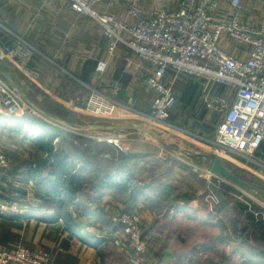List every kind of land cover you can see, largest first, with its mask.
I'll list each match as a JSON object with an SVG mask.
<instances>
[{
    "label": "crops",
    "instance_id": "crops-1",
    "mask_svg": "<svg viewBox=\"0 0 264 264\" xmlns=\"http://www.w3.org/2000/svg\"><path fill=\"white\" fill-rule=\"evenodd\" d=\"M179 1L141 0V5L147 12L159 5L175 8ZM221 1L226 12L223 16L228 18L231 12V0ZM241 4L245 21L253 25L264 24V0H241ZM98 8L117 18L127 19L130 23L137 20L128 14V3L108 6L104 2ZM14 34L22 36L38 49L31 61V66L40 71L39 85L30 82L12 64L1 58L0 69L8 68L31 99L49 116L61 122L43 115L50 121L39 124L35 116L25 114V111L11 117L4 112L0 99V150L18 157L8 171L0 169V202L11 200L18 202L21 207L19 213L0 211V250H13L21 246L32 250H46L51 253V264H177L180 256L174 248L172 236H166V238L162 236V233H160L161 236L155 234L153 230L156 225H159L162 230L161 224L165 220L176 222L185 218L191 222L207 223L216 228L220 236L216 238L218 242L223 243L225 238L228 239L227 236H230L231 240H227L225 248L230 249L232 246V255L240 257L242 264H264V243L256 240L260 245H253L251 237L256 236L259 231L253 229V225L245 217L232 219L229 222H238L242 229L247 227V230L243 229L245 232H240L241 230H235L214 210L195 213L191 211L192 205L189 202L195 198L192 194L197 190L185 187L178 189L179 195H173L171 204L166 205V210L162 213L165 220H155L150 206L159 202L162 192L167 194L171 189L178 188L179 181L176 179V174L172 173L176 170L175 167H170L172 172L158 180L157 177L148 178L150 156L144 150L138 152L131 149H120L122 151H119V148L111 145L114 148V155L106 151L100 154L97 146L103 145L101 143L105 142L101 140L103 137L120 138L125 141L128 135L133 137L135 135V140L147 142L150 136L139 130L121 128L127 122L125 120L112 119L110 122H104V119L93 116L85 118L84 109L91 97L92 88L135 108L147 111L156 97V93L149 90L146 85V78L151 70L149 63L133 55L124 46L111 52L100 25L71 10L69 0H0V48L8 40L11 41ZM223 39L224 47L228 51L238 56L248 57L247 46L233 43L228 36ZM100 60H106L108 63L104 74L97 71V64ZM172 76H174L173 72L170 71L169 77ZM183 78L186 81L181 89L178 85L181 84ZM175 86L178 101L171 111V120L173 118L179 120L180 112L185 114L194 112L196 117L192 120V126L204 128L208 135L214 138L221 118L204 106L203 95L206 91L225 92V88L185 74L179 75ZM57 123L79 132L85 131V125L88 126L96 137L84 138L94 140L95 144L87 148L88 152L86 149L81 150V155L73 154L69 150V138L53 131L51 125L59 127ZM102 125L116 128L108 130L98 127ZM52 132L61 135L53 140L55 152L66 150L68 154L63 165L66 175L62 178L54 175L48 178L49 173L52 172V165L56 161L43 155L36 145L41 137H49ZM82 138L78 136L79 141L77 142H80ZM175 149H173L174 152H183L188 160H191L185 161L186 167L200 164L203 165L205 172H209L210 159L198 155L213 153V151L208 148L204 151L198 149L195 152H187L177 147ZM122 153L127 159L126 170L119 171L114 166L112 171L113 179L121 183V186H108L100 189L98 178H95V182L93 181L97 185L95 191L87 193L88 191L84 188L83 191L75 192L83 182L91 183L86 179L91 178V175H96L99 179L101 177L99 174L101 168L93 166L92 171L86 168L81 159L84 154L88 157L95 155L109 157L110 155L118 160L115 165H119L123 163L120 160ZM38 155L42 156V159L47 158L48 162L44 167L45 176L42 178L37 174ZM258 155L264 157L263 150H260ZM224 162L233 170L225 158ZM132 167H134L133 171L128 170ZM233 171L237 175L235 170ZM72 176L75 178L71 183ZM70 183L72 188H69ZM225 187L227 189L236 188L231 185ZM52 188L56 191L49 195ZM71 194L72 198H76L75 201L102 200L103 209L106 210V225H103L96 217H84L73 204H68L65 199H68ZM167 196H172V194H167ZM59 200L65 202L58 206L56 201ZM132 200H135L130 206L133 212H141L145 224L151 227L144 230V236L151 242L152 247L142 255L133 250L123 251L115 246L107 236L114 232V227L115 229L121 227L114 221V217L126 208V202L131 204ZM85 205L82 203L81 207L89 208L87 206L94 204L87 202ZM249 210L256 217L264 219V210L255 211L251 207ZM239 211L244 215L240 209ZM237 232H240V235ZM231 259L233 258L227 255L225 261L230 263ZM209 261L217 264L212 259Z\"/></svg>",
    "mask_w": 264,
    "mask_h": 264
},
{
    "label": "built area",
    "instance_id": "built-area-1",
    "mask_svg": "<svg viewBox=\"0 0 264 264\" xmlns=\"http://www.w3.org/2000/svg\"><path fill=\"white\" fill-rule=\"evenodd\" d=\"M69 1L71 10L100 25L111 52L124 46L150 64L146 85L156 93L150 109L144 111L92 88L84 109L86 114L138 122L162 131L182 132L170 121L171 111L178 101L175 85L179 75L193 76L225 88V92L206 91L203 95L204 106L217 113L221 123L213 139L187 131L183 133L197 138L210 150L217 146L245 157L247 163L262 166L258 152L264 144V24L253 25L244 20L241 0L230 1L228 18L223 16L226 12L221 0H180L175 8L159 5L147 12L141 0ZM104 2L108 6L128 3V14L137 19L136 22L130 23L100 11L98 6ZM225 36L237 45L247 46L248 57L228 51L222 42ZM36 52L33 44L14 34L11 41L0 48V58L7 60L30 82L39 85L40 71L31 66ZM107 68L106 60L98 62L99 73L104 74ZM170 71L174 76L169 77ZM0 95L4 112L11 117L30 108L1 74ZM10 161L9 155L0 150V169H9ZM213 177V185L224 187L227 184L223 177ZM260 177L264 178V170ZM207 202L215 207L220 203L212 192L208 194ZM0 211L19 213L21 207L18 202L1 201ZM142 219L137 211L120 214L114 221L121 227L107 236L123 251L145 254L152 245L144 236ZM0 264H51V253L23 246L0 250Z\"/></svg>",
    "mask_w": 264,
    "mask_h": 264
},
{
    "label": "rangeland",
    "instance_id": "rangeland-1",
    "mask_svg": "<svg viewBox=\"0 0 264 264\" xmlns=\"http://www.w3.org/2000/svg\"><path fill=\"white\" fill-rule=\"evenodd\" d=\"M181 81L182 82L180 85H178V88L180 86V88L182 89L183 84L185 83L186 80L185 78H183ZM0 99L2 100L1 97ZM30 108H28L27 110H24L25 114L29 113L35 116L38 119L39 124H42L43 121L47 122V120H49L43 115H41L40 113H38L37 111H35L34 109L32 108L30 109ZM195 115L196 114L194 112L186 113V114L184 112H180L179 120L173 118L172 119L173 121L171 120L172 118L171 116L170 121L174 125H176L178 128H180V130H183L182 132L180 131L169 132L166 130L157 132L155 129L151 127L150 128L153 129L155 132L159 133V135H161V137L169 145H171L174 148L177 147L187 152H195L198 149H201L200 151H204V149H206V145H204L202 142L197 140V138L193 136H188L187 134L183 133L184 131H187L199 137L213 139V136H209L208 133L204 130V128L202 127L196 128L192 126L193 125L192 120L195 119L196 117ZM88 117H90V115L86 114L85 118H88ZM101 119H108V118H101ZM109 120H112V119H109ZM57 125L59 127L55 125H51L53 126L52 127L53 131H57L61 135H66V137L69 138L68 139V141L70 142L69 150L73 154L81 155V150H80L81 147L86 149L95 144L94 140L84 138V137H89V138L96 137L94 134H92L88 126H86L85 124H83L85 125V128H86L85 131H80V132L73 130L70 127L69 128L63 127V125H60L58 123ZM78 136L83 137L82 140H80V142H77L79 141ZM30 137L32 138V136ZM134 137L132 135H128L125 141L120 140V138H108V137L104 138L103 137L101 140H104L105 142H101L103 145H99L97 146V148L106 151L108 154L114 153V148L111 147V145L119 148V151H122L120 149H131V150L138 151V152L144 150V152H146L150 156V160H149L150 165H149V173H148L149 177L148 178L157 177L158 180H160L161 177L164 176L165 174H170V172H172L171 171L172 168L175 167L176 170L172 173L176 174L177 176L176 179L179 181V184H177L178 188L177 189L173 188V190L171 189L170 192L167 193L169 195L172 194V196H167V194H163L164 192H162L159 197V202L158 203L155 202L150 206L151 208L150 210L153 212L155 216V220L156 219L161 220V221L165 220L162 217V213L165 212L166 205H170L171 200L174 197L173 195H179V190H181V188L183 189L184 187L186 189L197 190L194 194H192V196L195 198L189 202L192 205L190 208L192 212L194 213L200 212V211H203V212L210 211L211 212V210H214L216 211L215 213L217 215L220 214V217H222L228 224H230L229 222L232 219L244 218V215L240 213L239 209L236 207V201H240L241 203H245V204H250L252 209L254 210H259V211L264 210L263 198H259L258 196L254 197L252 195L249 196L243 192H240L236 188L227 189L225 186L228 187L229 185L228 183L224 187H217L213 185L214 175L210 172H205L202 167L203 165L201 166L200 164H197L195 166L192 165L191 167L189 166L186 167V165L184 164L185 161L188 162L191 160H188L187 156L184 155L185 153L183 154V152L181 153L180 151L174 152V150L176 149L173 150L170 148H165L161 146L159 142H157L154 138H151V137H150V140H147V142L135 140ZM184 139L187 141H185ZM212 148L213 149L211 151H213V153H218V152L222 153L221 156L225 158V161L227 162V164H229V166H231V168L235 170V172L239 174V176H241L243 179L250 182L251 184L255 185L260 190L264 191V178L260 177L261 171L264 170L263 169L264 168V157L260 156L261 157L260 163L262 164V166H259L256 163H247L245 157L221 150V148L217 146H212ZM87 152H88V149H87ZM9 157L11 160L10 161V168H11V166L14 165V161L17 160L18 157L15 155L13 156L9 155ZM20 158L24 159L22 157ZM96 158H97V161L100 163V165H94V166L101 168V171H100L101 174H103V170L114 167L115 162L118 161L116 158H114L113 156L111 157L110 155L109 157L98 156ZM40 159H42V156L38 155V160ZM81 159L87 163L88 161H92L91 159H86L85 156H83ZM90 188L92 189L91 184L86 188V190L88 191L87 193L90 192ZM210 192H212V195H216V197L220 201L218 207L212 206L207 202L208 194ZM181 200L184 201L183 198H181ZM139 213L141 214V212ZM144 221L145 219L144 220L142 219L143 232L147 228H151L149 227L150 225L149 224L146 225ZM169 221L170 220H165L164 222H162L161 224L162 230L159 225H156L153 232L159 235L160 233H162V236L164 237L166 236L169 237L170 235L172 236V242L174 244V248L177 250V254H179L180 256L179 262L177 264H210L209 263L210 259L215 261L217 264H242V260L240 257H238L237 255H232V251H233L231 250L232 246L230 247V249L225 248V244H227L226 243L227 240H231V237L227 236L228 239L225 238V241L223 243L218 242L216 238L217 237L220 238L218 234L219 232L217 233L216 228L211 227L210 224L203 223V222H195V221L191 222V221L186 220L185 218H181L177 220L176 222H169ZM217 229L219 230V228ZM177 237L181 239L178 240ZM251 240H252L253 245L255 246L260 245L256 241V238L254 235L253 237H251ZM196 248H198L197 253L193 251ZM199 251H202V253H199ZM227 255L228 257L231 256L233 258L231 259L230 263H227L225 261V259L227 258ZM118 257L121 258L119 255Z\"/></svg>",
    "mask_w": 264,
    "mask_h": 264
},
{
    "label": "trees",
    "instance_id": "trees-1",
    "mask_svg": "<svg viewBox=\"0 0 264 264\" xmlns=\"http://www.w3.org/2000/svg\"><path fill=\"white\" fill-rule=\"evenodd\" d=\"M56 136H61V135L59 133H53L52 132V134L49 135V137L48 136L47 137H41L36 142V145L38 146L39 150L43 153V155H46L47 157L52 158L53 160L56 161V163H54L52 165V168H51V171L52 172L49 173L48 178L51 175H54V176H56L58 178H62L64 175H66L63 165L66 162L65 160H66V157H67L68 154H67V151L66 150H62L59 153L55 152V145L53 143V140H54V138ZM64 140H67V139H64ZM67 142L68 141H66V143ZM86 149H84L83 147L80 148V150H86ZM260 150H263V152H264V144L261 145ZM99 152L101 154V153H103L105 151L99 149ZM258 154H259V152H258ZM84 156H85V154H84ZM98 156L99 155H95L94 157H89V158H88V156L87 157L85 156L86 159H91L92 160V161H88V163L83 161L85 163V165H86V168H88L89 170L92 171L94 165H100V163L97 161V158H96ZM46 160H47V158H43V159L38 160L39 161V164L37 165V174L41 178L45 176L44 175L45 174L44 173V167H45L46 164H48V162ZM120 160L123 161V163L122 164H119V165L116 164L114 166L119 171L120 170H124V169L126 170L127 167H126L125 163H126L127 159H126V157L124 156L123 153L120 154ZM38 161H36V163ZM1 170L8 171L9 169H7V170L1 169ZM113 170H114V167L113 168H108L106 170H103V174L100 173L101 174L100 179L96 175H91V178H86L87 180H90L91 183H88L87 181L83 182L82 185L75 190V192L83 191L84 188H87L89 186L88 184H91L92 185V189L90 188V192L91 191H95L96 188H97L96 187L97 185L94 184L95 178H98L97 181H98V183H100V186H99L100 189L105 188V187H108V186L109 187H112V186L113 187L121 186V183H117L113 179V175H112L113 174V172H112ZM128 170L133 171L134 170V167H132V168H130ZM74 178H75V176H72V178L70 179L71 183L74 180ZM71 183L69 184V188H72V184ZM55 191L56 190H54L52 188V190H50L49 195L54 194ZM87 195H89V194H87ZM65 200H66V202H68V204H70V203L73 204L75 206V209L78 212H80L81 214H83L84 217H87V218L96 217L97 219H99L102 222L103 225H106V222H105V220H106V218H105V215H106L105 211L106 210L104 211V209H103L104 207L102 206V200H99V199H91L89 201H83V202L82 201H75L76 198H72V194H71L70 197H68V199H65ZM7 201L13 202L11 200H7ZM63 202H65V201L64 200H59V201H56V204L59 206ZM87 202H92L94 205L87 206L89 208H85L84 207V209H83L81 207L82 206V203L85 205V204H87ZM133 202H135V200H132V203L131 204H130V202L129 203L126 202L127 206L125 205L126 208L121 212V214H123V213H132L134 210H132V208L130 206L133 204ZM43 206H45V205H43ZM236 206L238 207V209H240L244 213L245 219L248 220V222H250L251 225H253V229H257L259 231L256 234V236H255L256 237V240L264 243V219H262V217H259V218L256 217L255 214L252 211L249 210V207H251L250 204H244V203H241V202L237 201L236 202ZM255 211H259V210H255ZM94 215H96V216H94ZM230 224L232 225V227L235 230L236 229L241 230L240 232H245L244 230H247V227L243 228L244 230L242 228H240L241 226H239V223L236 222V221L231 222ZM225 225H227L226 222H225ZM118 228L116 227V229H115V227H114V231L117 230ZM248 239H250V238H248ZM103 242H106V241H103ZM197 249L198 248L194 249L193 251L197 253L198 252ZM110 250H112V249H110ZM209 263H211V261Z\"/></svg>",
    "mask_w": 264,
    "mask_h": 264
},
{
    "label": "water",
    "instance_id": "water-1",
    "mask_svg": "<svg viewBox=\"0 0 264 264\" xmlns=\"http://www.w3.org/2000/svg\"><path fill=\"white\" fill-rule=\"evenodd\" d=\"M0 74L14 88L17 89L19 95L22 97V99L26 102L27 105H29L31 108H33L38 113L48 116L57 122H61L59 119L49 116L31 99V97L25 92L21 84L16 81L15 77L13 76V74L8 68H4L3 70L0 69ZM103 121L110 122L111 120L104 119ZM98 127L103 128V129H108V130L116 128L110 125H107V126L102 125ZM121 128H131L134 130L142 131L146 135H149L150 137L154 138L157 142H159L161 146L165 148L175 149L174 147L170 146L157 132H155L153 129H151L150 127L142 123L127 121L124 123L123 126H121ZM190 156H194V155H190ZM198 156H202L207 159H210L209 168H208L210 173L216 176L223 177L229 185L238 188L243 193L249 196L250 195L254 197L258 196L259 198H263L264 200V191L260 190L255 185L247 182L246 180L236 175L233 170H231L227 165H225L224 158L221 155H219L218 153H209V154L198 155Z\"/></svg>",
    "mask_w": 264,
    "mask_h": 264
}]
</instances>
